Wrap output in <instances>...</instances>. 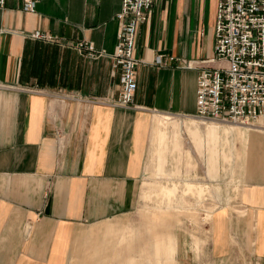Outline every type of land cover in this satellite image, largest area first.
Instances as JSON below:
<instances>
[{
	"label": "crops",
	"instance_id": "obj_1",
	"mask_svg": "<svg viewBox=\"0 0 264 264\" xmlns=\"http://www.w3.org/2000/svg\"><path fill=\"white\" fill-rule=\"evenodd\" d=\"M218 1H155L135 43L137 92L123 108L105 103L121 93L112 56L122 0H41L34 14L24 11L22 0H7L0 9V264L118 259L133 229L87 236L136 210L150 138L152 167L161 174L171 158L181 178L182 131L206 154L207 176L214 181L221 162L232 169L241 158L236 142L249 148L248 169L263 175L235 202L207 211L210 250L217 262L264 264V124L222 128L188 117L196 112L201 71L219 66L205 63L215 59ZM37 32L60 43L35 41ZM82 41L103 55L79 53L72 45ZM160 56L188 60L192 69L177 62L160 66ZM185 181V188L205 190ZM175 187H153L151 195H168L157 210L175 209L168 202ZM196 201L195 207L176 208L201 209L204 201ZM165 223L167 230L168 218ZM166 241L162 246L175 247L174 236Z\"/></svg>",
	"mask_w": 264,
	"mask_h": 264
},
{
	"label": "built area",
	"instance_id": "obj_2",
	"mask_svg": "<svg viewBox=\"0 0 264 264\" xmlns=\"http://www.w3.org/2000/svg\"><path fill=\"white\" fill-rule=\"evenodd\" d=\"M41 0H22L25 12L34 14ZM116 15L120 24L117 46L112 56L113 70L119 72L121 93L105 103L128 108L137 92L136 39L139 27L148 21V13L156 0H122ZM7 0H0V9ZM215 22V59L205 63H219L216 69H204L197 81L196 112L190 117L220 121L241 126L253 125L264 119V0H219ZM35 41H60L49 35L35 33ZM86 57L97 59L103 55L91 43L72 45ZM160 66L177 62L182 70L192 69L188 60L174 57L157 58Z\"/></svg>",
	"mask_w": 264,
	"mask_h": 264
},
{
	"label": "rangeland",
	"instance_id": "obj_3",
	"mask_svg": "<svg viewBox=\"0 0 264 264\" xmlns=\"http://www.w3.org/2000/svg\"><path fill=\"white\" fill-rule=\"evenodd\" d=\"M196 120L204 121L203 125L215 123L222 128L236 125L220 121ZM258 123L254 125H258ZM182 132L181 140L184 156L179 167L181 178L177 177L178 175L175 173L177 170L175 171V169L178 168H176V163L171 158L167 160L168 163L161 174H159L156 167L154 168L155 164L152 167L150 138L144 175L139 186V201L136 202L135 206L136 210L130 215L122 217L119 221H115L112 225H104L98 231L91 230L87 236L96 233L100 238H103L110 231V228L133 229L128 234L127 243L121 244L123 250L117 252L118 259L111 260L108 264H252L248 259L221 262L213 259L210 250L211 235L209 229L212 222H210L211 216L207 211H216L221 206L235 202L240 198L243 188L249 185L250 182H259V177L263 174L251 172L248 169L249 148L244 150L239 142H236L238 146L236 151L240 152L242 149L241 158L236 159L232 169L230 165L221 162L218 180H211L207 176L206 154L203 153L202 157L189 134L185 131ZM243 151L245 154H243ZM185 180H190L192 183L198 182L205 190H198L197 187L191 186L185 188ZM174 183L178 185L179 190L175 187L177 192L173 190L168 202L169 208L174 206L175 209L171 211L157 210L158 206H164L162 203L166 204L165 200H167L168 195L164 190L156 191L155 196L151 195L153 187L156 185L170 187ZM181 188H185L182 195ZM197 199L199 202L204 201L199 203L201 209L187 208L181 210L176 208H182V206L184 208L186 206L195 207L198 204ZM201 205H204V207ZM153 210L156 211L152 212ZM167 218L169 219V228L166 230L165 222ZM162 219L165 220L163 223L161 222ZM168 235L175 237V247L172 249L162 246V243H167ZM169 250L174 251V255L172 254L171 257Z\"/></svg>",
	"mask_w": 264,
	"mask_h": 264
},
{
	"label": "bare ground",
	"instance_id": "obj_4",
	"mask_svg": "<svg viewBox=\"0 0 264 264\" xmlns=\"http://www.w3.org/2000/svg\"><path fill=\"white\" fill-rule=\"evenodd\" d=\"M262 120H264V119H259L258 121H260L259 123H258V121L256 122V123H258V124H260V125H262V124H264V121H262ZM202 122V121H201ZM204 122V121H203ZM255 123V124H256ZM233 126H236V127H241V128H243V127H248V128H252V127H256V126H258V125H247V126H241V125H233Z\"/></svg>",
	"mask_w": 264,
	"mask_h": 264
}]
</instances>
